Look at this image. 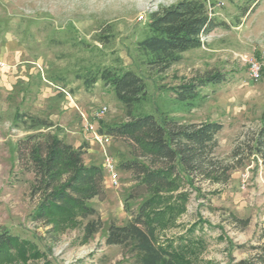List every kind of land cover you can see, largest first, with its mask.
Returning <instances> with one entry per match:
<instances>
[{
    "label": "rangeland",
    "instance_id": "rangeland-1",
    "mask_svg": "<svg viewBox=\"0 0 264 264\" xmlns=\"http://www.w3.org/2000/svg\"><path fill=\"white\" fill-rule=\"evenodd\" d=\"M177 1L0 0V230L27 243L24 252L5 256L2 264L129 263L120 246L105 243V234L110 222L128 220L127 206L135 212L145 198L127 199L136 183L130 173L118 169L117 186L104 177L103 197L88 201L103 226L85 239L84 224L95 216L60 214L49 222L35 217L41 193H31L33 174L16 159L17 142L36 132L26 130L29 116L52 122L43 132L82 146L87 165L102 166L105 154L116 162L129 158L128 141L111 137L103 144L95 138L105 125L128 120L109 86L100 80L90 88L84 84L88 72L104 67L144 78L146 95L134 115L221 123L212 157L237 165L226 182L195 174L193 184L170 192L164 220L172 216L159 226L157 242L173 254L175 264H264V151L252 148L264 118V0L245 15L241 0H205L224 25L160 71L147 65L137 42L147 32L148 14ZM251 62L260 65L258 79L249 75ZM217 72L225 79L200 87L199 97H175V87ZM102 106L105 113L96 117ZM17 113L26 114L25 121L16 120ZM179 192L188 194L182 205Z\"/></svg>",
    "mask_w": 264,
    "mask_h": 264
},
{
    "label": "trees",
    "instance_id": "trees-1",
    "mask_svg": "<svg viewBox=\"0 0 264 264\" xmlns=\"http://www.w3.org/2000/svg\"><path fill=\"white\" fill-rule=\"evenodd\" d=\"M260 1L241 0L240 14L253 11ZM221 25L224 22L210 14L205 0H178L148 14L147 32L137 42V48L147 56L148 66L162 71L179 62L183 52L201 47L202 38ZM224 79L221 73H207L175 87L173 92L177 99L188 101L199 97V88L203 85ZM98 80L112 89L128 116L122 123L105 125L98 133L128 141L133 146L129 158L115 164L117 170L130 173L136 181L127 199L145 197L135 212L129 206L125 208L130 214L125 223L108 224L105 243L120 246L129 257L128 264H175L173 254L157 242L159 226L172 216L170 212L164 220L172 199L169 193L179 190L185 182L193 184L195 174L216 183L229 179L230 171L237 165H223L212 157L222 124L181 122L172 116L157 118L150 113L134 115V106L146 95L145 81L140 74L129 69L104 67L84 76L87 88ZM24 117L26 114L17 113L15 118L25 121ZM29 118L26 130L36 132L17 142L16 159L22 161L23 169L33 174L31 193H41L35 217L49 222L60 214L66 218L73 213L82 218L95 216L83 228V237L91 238L103 226L95 208L88 205L90 199L104 195L103 166L85 164L82 146L74 147L57 134L41 130L51 127L52 122L35 116ZM252 148L256 153L264 151V118ZM231 155L236 157L237 150ZM187 198L186 192L176 196L180 205ZM25 248L27 243L19 236L0 230V264L5 256L9 258L13 253L24 252Z\"/></svg>",
    "mask_w": 264,
    "mask_h": 264
},
{
    "label": "built area",
    "instance_id": "built-area-1",
    "mask_svg": "<svg viewBox=\"0 0 264 264\" xmlns=\"http://www.w3.org/2000/svg\"><path fill=\"white\" fill-rule=\"evenodd\" d=\"M0 65H2V62L0 61ZM260 65L257 62H251L250 67H249V75L252 79H258L260 77ZM106 111V108L102 106L101 108L97 109L95 111V116L96 117H101ZM85 129L87 131L91 130V124L88 122L85 124ZM98 133V132H97ZM95 138L97 141L100 143H107L110 140V137L108 135L104 134H95ZM103 169L106 174V178H108L109 183L111 186H117L119 183V176H118V171L116 168L115 160L111 155L105 154V158L103 161Z\"/></svg>",
    "mask_w": 264,
    "mask_h": 264
}]
</instances>
